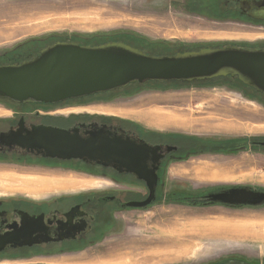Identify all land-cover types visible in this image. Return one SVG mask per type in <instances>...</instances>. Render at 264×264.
Returning a JSON list of instances; mask_svg holds the SVG:
<instances>
[{
	"label": "rangeland",
	"instance_id": "1",
	"mask_svg": "<svg viewBox=\"0 0 264 264\" xmlns=\"http://www.w3.org/2000/svg\"><path fill=\"white\" fill-rule=\"evenodd\" d=\"M124 34L171 50L264 41L263 29L205 21L170 5L169 0H0V52L33 39L43 45L58 40L98 44ZM167 86L144 82L118 89L106 96H115L112 103L88 107L87 111L106 113L100 109L108 107L114 111L107 115L146 128L202 138L264 137V104L223 84ZM156 115L170 120L159 121ZM254 150L206 152L172 162L165 189L195 195L217 187L264 186V151ZM93 176L72 169L0 165V193L47 195L113 188ZM246 224L255 225L264 236V207L193 206L160 199L142 209L123 210L119 231L88 249L110 253L84 264H115L118 256L124 257L119 264L126 260L200 264L220 257L254 258L264 264V241H245ZM177 229L181 231L175 245L171 231ZM162 246L163 254H153Z\"/></svg>",
	"mask_w": 264,
	"mask_h": 264
},
{
	"label": "flooded vegetation",
	"instance_id": "2",
	"mask_svg": "<svg viewBox=\"0 0 264 264\" xmlns=\"http://www.w3.org/2000/svg\"><path fill=\"white\" fill-rule=\"evenodd\" d=\"M169 3L205 21L239 24L264 30V0H169ZM47 46L49 45H43L41 42H21L7 51L0 52V65L30 59ZM224 46L264 49V41L257 42V45L229 43L213 48ZM189 83L195 86L223 84L243 93L249 100L264 104V94L250 90L244 83L232 85L228 82L219 83L209 80ZM116 90L54 104L16 103L0 99V110H2L0 112V165L15 164L51 170L72 169L94 175L93 177L113 186V188L102 190L64 191L47 195L0 193V264H84L103 254L107 255L110 253L109 250L89 252L88 249L97 247L108 236L115 235V232L119 231L120 213L131 208L125 206V203L142 201L149 195L146 181L125 171L124 168L105 167L79 159L61 160L46 157L41 151L29 152L18 147L15 138L11 137L12 133L17 132L22 137L26 136L38 126L64 130L77 129L81 137H87L91 132H98L110 137L128 138L141 146H159L155 152L149 153L146 160L147 168L155 169L154 172L157 175L154 185L155 200L152 204L160 199L193 206L223 204L210 202L207 196L225 192L231 188H243L258 193L257 203L223 205L264 207V186L217 187L209 191H201L196 196L178 191L168 193L165 186L169 164L185 160L190 156L205 154L206 152L202 151V143L193 142L194 145L187 146L190 140L182 136V133L163 132L146 128L140 123L118 115L87 111L88 107L107 106L112 103L115 96H106ZM228 139L236 141L225 143L224 141ZM241 139L214 137L213 146L218 147L216 152L254 149L264 151V140L254 139L251 142H244ZM200 264H261V261L245 257H220Z\"/></svg>",
	"mask_w": 264,
	"mask_h": 264
},
{
	"label": "water",
	"instance_id": "3",
	"mask_svg": "<svg viewBox=\"0 0 264 264\" xmlns=\"http://www.w3.org/2000/svg\"><path fill=\"white\" fill-rule=\"evenodd\" d=\"M237 76L264 94V49L237 46L154 56L129 45L110 42L98 46L70 40L40 50L30 59L0 65V99L16 103H59L126 87L131 83L192 82L218 76ZM18 147L61 160L79 159L102 166L124 168L146 181L149 195L125 206L144 208L155 200V169L146 160L159 146L137 145L128 138L91 132L81 137L77 129L38 126L26 136L12 133ZM210 202L228 205L257 203L258 193L243 188L209 194Z\"/></svg>",
	"mask_w": 264,
	"mask_h": 264
},
{
	"label": "trees",
	"instance_id": "4",
	"mask_svg": "<svg viewBox=\"0 0 264 264\" xmlns=\"http://www.w3.org/2000/svg\"><path fill=\"white\" fill-rule=\"evenodd\" d=\"M37 39H33V40H30L31 43L34 42V43H37V42H40V41H36ZM71 41V40H70ZM72 41H75V42H78L79 44H83V45H90V46H98V45H103V44H106V43H110V42H119V43H123V44H126V45H129L131 46L132 48H135L137 50H140L146 54H150V55H154V56H167V55H175L177 53H185V52H196V51H200L202 49H207V48H210L212 49L213 47H216V46H219V45H213V46H207L206 47H202V46H193V47H189V48H185V49H176V50H171V47L167 46V45H162V44H158L156 42H149L148 40H144L143 38L141 37H136L132 34H124L123 36H121L119 39L117 40H109V41H105V42H101V43H98V44H95V43H92V42H79L77 40H72ZM216 81V82H219V83H222V82H228L232 85L234 84H241L243 83L242 81H240V79L237 77V76H230V75H227V76H218V77H215V78H212V79H206V80H199V81H195V82H202V81ZM147 83H151V84H161L163 87L162 88H165V86L169 87V84H177L178 85H192L193 83H189V82H181V81H171V82H157V81H147ZM134 84H141V83H138V82H135V83H131L129 85H127L126 87H129V86H132ZM124 87V88H126ZM247 88H250V90H255L253 89L252 87H249L247 86ZM122 89V88H121ZM186 138H188L190 140L189 143H187L186 145L187 146H192L194 145L193 142H200L202 143V148L204 152H216L218 150V147L217 146H213V143H214V140L213 138H202V137H197V136H190V135H182ZM250 139L252 140H259V139H263L264 140V137H253V138H242L241 140H243L244 142L246 141H249ZM238 140V139H237ZM236 140L234 139H228V140H225L224 142L225 143H231V142H234ZM218 152H224V150H220ZM226 152H232V151H226ZM188 194V193H186ZM198 193H196L195 195H192V196H196Z\"/></svg>",
	"mask_w": 264,
	"mask_h": 264
},
{
	"label": "bare ground",
	"instance_id": "5",
	"mask_svg": "<svg viewBox=\"0 0 264 264\" xmlns=\"http://www.w3.org/2000/svg\"><path fill=\"white\" fill-rule=\"evenodd\" d=\"M114 110V109H113ZM101 112H110V110H107V109H100ZM111 113V112H110ZM228 225V224H227ZM247 225V224H246ZM244 230H245V237H244V240L245 241H248V240H260V238H257V235H259L258 233L256 234V231L252 228V225H247V226H244ZM167 231V230H166ZM180 229H177L176 231H171V235L173 237L172 238V243L173 244H178V236H179V233H180ZM175 234H177V236H175ZM163 246L161 248H158L155 250V252H153V254L155 255H160V254H163Z\"/></svg>",
	"mask_w": 264,
	"mask_h": 264
},
{
	"label": "crops",
	"instance_id": "6",
	"mask_svg": "<svg viewBox=\"0 0 264 264\" xmlns=\"http://www.w3.org/2000/svg\"><path fill=\"white\" fill-rule=\"evenodd\" d=\"M107 110H110V112L112 113L114 110L112 109V108H106ZM106 113H109V112H106ZM155 118H158L157 120H159V121H162L163 119H165L166 121L167 120H170L169 118H168V116H166V115H156V116H154ZM180 120H181V118L180 117H178ZM162 119V120H161ZM178 119V120H179ZM177 120V121H178ZM185 120H189V119H185ZM163 122V121H162ZM252 228L256 231V234L258 233V229H257V227L255 226V225H252ZM257 238H260V240H263L264 241V236H262V235H257ZM118 259H115V260H117V261H115L116 263L115 264H119V262L122 260V258H124V257H117ZM138 260V259H137ZM138 261H141V260H138ZM138 261L137 262H132V261H128V260H126V262H123L122 264H138ZM139 263H142V262H139ZM142 264H147V263H142Z\"/></svg>",
	"mask_w": 264,
	"mask_h": 264
}]
</instances>
